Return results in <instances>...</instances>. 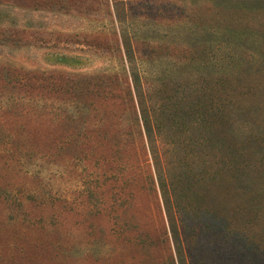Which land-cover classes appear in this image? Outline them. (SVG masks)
Returning a JSON list of instances; mask_svg holds the SVG:
<instances>
[{"label":"rangeland","instance_id":"obj_1","mask_svg":"<svg viewBox=\"0 0 264 264\" xmlns=\"http://www.w3.org/2000/svg\"><path fill=\"white\" fill-rule=\"evenodd\" d=\"M204 7L0 0V264H178L130 44L156 127L177 141L160 144L182 177L189 264H264V98L237 138L203 69L179 58L204 33L182 12Z\"/></svg>","mask_w":264,"mask_h":264},{"label":"trees","instance_id":"obj_2","mask_svg":"<svg viewBox=\"0 0 264 264\" xmlns=\"http://www.w3.org/2000/svg\"><path fill=\"white\" fill-rule=\"evenodd\" d=\"M192 1L205 5L201 15L197 16L194 10L188 13L183 11L182 14L186 15L190 22L199 19L203 24V48L200 52L186 51L179 58L185 61L186 67L196 64V67L203 69L200 75L191 73L188 78L196 76L201 81L204 92L208 91L209 95H213L210 91L216 88L220 95L225 124L234 125L233 134L241 138V133H245V130L258 122L254 119L251 110L258 106L259 99L264 98V0ZM172 17H175L174 13ZM215 32H217L216 38H214ZM191 46L197 47L198 44L193 42ZM132 50L130 44L129 48L127 47V54L131 61L130 69L136 94L140 101L142 126L154 158L159 187L178 255V264H189L180 227L183 206L179 197L180 189L175 182L177 177L179 179L182 177L171 175L166 171L164 163L166 160L160 144V141L168 139L174 146L177 141H174V138H166V135L163 136L162 126L156 127L153 114L155 106L151 107L146 100L144 101L146 97L141 88L142 76ZM191 105L196 107L194 100L191 101ZM239 117L249 118L240 121ZM7 153L9 158L29 155L28 151L7 150ZM258 192L264 193V186H261Z\"/></svg>","mask_w":264,"mask_h":264}]
</instances>
